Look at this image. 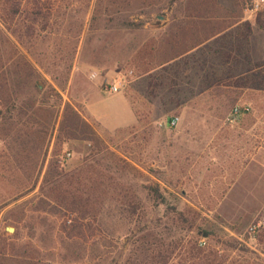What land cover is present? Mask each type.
I'll list each match as a JSON object with an SVG mask.
<instances>
[{
    "label": "rangeland",
    "instance_id": "1",
    "mask_svg": "<svg viewBox=\"0 0 264 264\" xmlns=\"http://www.w3.org/2000/svg\"><path fill=\"white\" fill-rule=\"evenodd\" d=\"M46 1L48 21L31 32L17 16L22 43L0 46V264H145L159 249L189 264L196 240L234 238L249 250L221 249L226 264H264V5ZM231 25L233 78L199 49L181 56ZM236 104L251 109L230 121ZM56 158L66 175L47 178ZM75 220L86 229L71 237Z\"/></svg>",
    "mask_w": 264,
    "mask_h": 264
},
{
    "label": "trees",
    "instance_id": "2",
    "mask_svg": "<svg viewBox=\"0 0 264 264\" xmlns=\"http://www.w3.org/2000/svg\"><path fill=\"white\" fill-rule=\"evenodd\" d=\"M46 2V0H0V23H2L3 25L2 27L0 24V46L5 45L7 42L14 43L10 35H14L19 40V42L22 43V36H20L22 34L19 32L20 34L18 35L16 31L14 32L10 30V22L17 16H22L24 13H29L32 16L31 24L27 25V29L31 32H34L37 24L40 21H48L49 17L52 14L53 6L49 5V3ZM261 25L264 26L262 23ZM248 29L250 30V27ZM2 57L3 56H1V58ZM8 87L9 85L7 84V82L5 84L0 83L1 112L3 110V105H7V96L9 95ZM53 175H57L59 177H63L64 175H66L64 173V168L61 166L60 160L57 158L52 160V162L50 163L47 178ZM147 190L157 202L164 203L167 200L159 183L148 184ZM69 194H71V192H69ZM71 197L72 202L71 206H69V209H79L77 208L79 205L76 195L73 193ZM56 201H58L60 205L64 204L62 200L58 199ZM262 217H264V211L263 214H261V218ZM85 218L86 216L85 214H83V219ZM88 227L89 225L87 226V228ZM85 229V224L81 222V220H75V222L71 225V231H69L68 233L71 237H74L77 234H83V232H85ZM208 232L212 236L213 233L211 231ZM258 237L260 241H264V221L263 224H261V226L258 228ZM210 239L211 237H209V240ZM176 247H179V245H176ZM227 248L240 251L249 250V248L238 238H234L233 242L213 240L208 242L205 246L202 242L201 245H199L198 240H196L194 244H192L191 247L186 250L188 256L186 260L183 261V263H187L189 261V264H226L228 256L225 254V252L220 251L221 249L225 251ZM172 253L173 252L171 250L169 251L166 249H159L157 252L151 253L148 256L145 264H169L170 258L173 255ZM1 259H3V252L0 251V260Z\"/></svg>",
    "mask_w": 264,
    "mask_h": 264
},
{
    "label": "crops",
    "instance_id": "3",
    "mask_svg": "<svg viewBox=\"0 0 264 264\" xmlns=\"http://www.w3.org/2000/svg\"><path fill=\"white\" fill-rule=\"evenodd\" d=\"M229 31H233V25L224 29H218L211 35L205 37L202 42L181 54V56L199 49L201 52L203 51L205 65H221V67L231 70L232 73L230 74L231 78H233V45H231L233 44V35L227 34L231 33ZM205 75L204 79L206 78L209 80L212 78V74L208 72V70ZM208 91L209 89L207 88L204 90V93H207ZM131 111L130 121L135 118L132 109Z\"/></svg>",
    "mask_w": 264,
    "mask_h": 264
},
{
    "label": "built area",
    "instance_id": "4",
    "mask_svg": "<svg viewBox=\"0 0 264 264\" xmlns=\"http://www.w3.org/2000/svg\"><path fill=\"white\" fill-rule=\"evenodd\" d=\"M264 5V0H252V9L258 10ZM125 85L124 82L120 81H109L106 85V90L110 93H117L120 92ZM251 107L249 104H236L233 106L228 120L233 121L236 118L243 116L244 114L250 111ZM180 116H173L167 119L165 122L161 123L162 125H167L170 127H175L179 124ZM68 156L71 155V152L67 153Z\"/></svg>",
    "mask_w": 264,
    "mask_h": 264
},
{
    "label": "water",
    "instance_id": "5",
    "mask_svg": "<svg viewBox=\"0 0 264 264\" xmlns=\"http://www.w3.org/2000/svg\"><path fill=\"white\" fill-rule=\"evenodd\" d=\"M6 229L11 232L15 231V227L13 226H7ZM205 234H207V232Z\"/></svg>",
    "mask_w": 264,
    "mask_h": 264
}]
</instances>
